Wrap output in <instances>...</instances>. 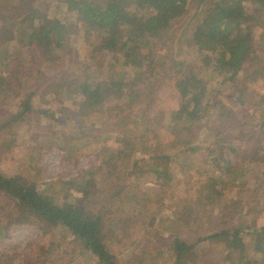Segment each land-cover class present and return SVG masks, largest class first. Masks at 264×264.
I'll list each match as a JSON object with an SVG mask.
<instances>
[{"label": "rangeland", "instance_id": "1", "mask_svg": "<svg viewBox=\"0 0 264 264\" xmlns=\"http://www.w3.org/2000/svg\"><path fill=\"white\" fill-rule=\"evenodd\" d=\"M95 1L105 5L110 0ZM188 1L186 12L174 18L165 36L152 43V38L131 39L121 48L125 37L96 38L80 27L52 58L48 51L19 45L6 53L0 50V75L14 87L0 94V124L16 115L23 97L34 94L32 113L0 130L1 174L35 185L58 205L76 208L84 203V197L74 181L91 172L97 181H103V175L108 174L106 157L112 150L125 148L119 137L128 122L137 126L149 117L160 147L172 153L181 150L161 165L169 181L148 172L153 163L148 156L139 163L142 169H135L130 176V187L119 204L126 207L127 214L109 232L108 249L117 264H251L255 252L249 236H243L246 247L237 249L227 248L221 241L197 239L233 227L243 232L264 227V8L254 0ZM10 2L5 1V16L11 21L24 19L25 26L39 17L74 21L57 0ZM137 12L144 15L143 10ZM216 12H241L252 18L248 22L251 43L241 72L248 76L243 84V104L235 100L239 93L233 94V85L220 83L229 73L217 66L202 69L203 59L192 40L195 26L206 14ZM207 53L216 57L212 51ZM151 56L156 68L153 77L149 76ZM171 60L184 66L175 68ZM187 65L201 78L191 91L200 97L201 85L208 84L212 97L208 106L207 99L201 97V112L192 123L194 152H185L186 146L180 143L172 144L168 123L169 112L182 101L175 85L179 80L171 77L185 75ZM137 77L144 80L135 82ZM107 78L122 79L134 100L115 99L100 111H90L91 100L81 86H93ZM39 109H47L48 114L42 115ZM77 124L82 126L77 128ZM148 143L151 155L154 144ZM135 203L138 211L133 213ZM11 204L6 198V206ZM111 213L107 211L105 222H110ZM4 231L1 258L12 264H41L37 255L48 241L46 234L34 224L13 223ZM63 234L56 231V235ZM175 239L197 243L194 252L177 259ZM61 252L55 261L62 256L65 264H97L90 252L81 254L76 244L66 254Z\"/></svg>", "mask_w": 264, "mask_h": 264}, {"label": "trees", "instance_id": "2", "mask_svg": "<svg viewBox=\"0 0 264 264\" xmlns=\"http://www.w3.org/2000/svg\"><path fill=\"white\" fill-rule=\"evenodd\" d=\"M5 1L10 2V0H0V50L6 53L8 48L19 45V47H27L31 51H35L34 49L41 53L48 51L51 58L57 50L62 48L67 37L78 31L80 27L89 29L96 38L102 36L107 39L111 36L112 38L118 36L117 39L125 37L121 48H124L128 40L131 39L152 38L150 41L152 43L157 37L165 36L171 26V21L184 14L189 3L188 0H110L103 5L95 0H57L74 21L55 17H39L36 21H30L25 26L23 25L24 19L11 21L5 16ZM203 1L198 0L199 3ZM254 1L264 8V0ZM139 10H143L144 15L138 14ZM28 13L30 15V11ZM209 14L204 16L202 23L195 26L192 39L198 47L199 56L203 59L202 69H213L214 66H217L229 73L220 83L233 85L235 88L233 94L236 93V90L239 93L235 100L243 104L242 96L245 87L243 84L248 76L247 74L243 76L241 72L243 63H245V53L251 43L248 22L252 18L241 12L238 14L230 12ZM27 26L30 31H27ZM206 51L214 52L216 57L211 58ZM149 58V76L153 77L156 70L154 58L153 56ZM171 61L175 68L184 66L182 62ZM140 65V62L137 63V66ZM185 67L187 68L185 75L171 77L175 81L179 80L175 85L179 89L178 94L182 101L178 108L169 112L168 123L172 127L174 136L172 144L180 143L186 146L184 147L185 152H194L197 147L192 146L195 134L192 123L197 121L198 113L201 112L200 109L204 102L201 101V97L207 99L205 102L207 106L212 101V97L209 94L211 89L208 84L201 85L200 97L191 91V86L201 82V78L190 66ZM188 74L189 76H187ZM143 80L141 77H137L135 82ZM122 82V79L119 81L112 78L102 79L93 86L84 84L80 88L79 84L76 92H79V88L81 90L85 87L86 91L82 89L83 94L91 100L89 110L100 111L106 103L115 99H117L115 102L127 99L132 103L134 96L124 89ZM11 90H14L12 82L0 75V94H7ZM33 96L34 94L29 92L20 100V109L16 115L0 124V130L11 125L12 121L18 122L32 113ZM38 112L42 115L48 114L47 109H39ZM85 112L86 110H83V113ZM128 124L119 137L125 148L112 150L105 159L108 174L107 176L103 175V181H97L92 172L85 173L74 181L75 189L84 197V203L79 207L58 205L47 195L38 191L35 185L19 177L0 173V236L5 234L4 229L7 225L13 223L34 224L48 238L47 243L40 246L38 250L37 259L41 264H65L62 263L64 260L62 256L58 261L55 259L59 255V251H62L60 255L66 254L73 244H76L81 254L90 252L96 258L97 264H117L114 255L108 249L109 232L115 230L117 228L115 224L122 221L123 216L127 214L126 207L121 208L119 204L124 201L126 189L130 187L128 186L130 176L135 173V169H142L139 163L148 156L153 160L148 172L152 171L156 178L163 182L169 181L170 177L161 165L164 160L171 158V154L176 155L181 151L172 153V151L160 147L161 142L157 134L153 133V120L149 117L143 118L137 126L133 124L135 127L130 122ZM80 126L82 125L77 124L76 127ZM91 129L92 127L89 128V130ZM149 141L154 144V153L151 155L147 149ZM8 197L12 201L11 206H6ZM107 211L112 212L109 223L105 222ZM136 211L138 208L135 203L132 212ZM58 229L64 234L56 235ZM243 236H249V244L255 252V255L250 257L251 259L254 257L251 264H264V227L244 232L238 227L222 229L206 237L198 238L197 242L221 241L227 248L237 249L241 246L246 247ZM68 237L72 239L67 240ZM174 244L177 250V259L180 260L190 256L197 243L189 244L175 239ZM1 257L2 254H0V264H12L9 260Z\"/></svg>", "mask_w": 264, "mask_h": 264}]
</instances>
